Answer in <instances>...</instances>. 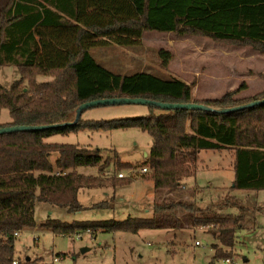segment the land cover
Instances as JSON below:
<instances>
[{"label": "trees", "instance_id": "16d2710c", "mask_svg": "<svg viewBox=\"0 0 264 264\" xmlns=\"http://www.w3.org/2000/svg\"><path fill=\"white\" fill-rule=\"evenodd\" d=\"M154 31L247 47L264 56V0H10L0 8V68H16L20 80L8 88L0 84V112L7 108L12 120L0 128L73 122L82 104L98 99L142 98L215 109L264 99V90L252 97L236 98L246 87L244 83L220 98L198 99L193 95V84L147 72L129 76L113 73L90 53L111 46L139 47L144 34ZM157 57L160 67L167 69L173 55L160 49ZM39 77L50 80L39 83ZM259 77L264 79V73ZM148 107L147 116L85 121L81 115L73 125L0 135V264L16 262L14 233L37 228L38 204L73 215L89 209L81 204L79 194L102 187L106 180L103 173L110 167L114 175L107 181L113 187L131 183L115 176L119 171L136 170L122 163L116 153L112 161L103 158L100 149L46 143L54 134L132 128L148 133L152 144L143 168L150 171L154 189L167 194L179 191L186 179L196 175L201 151L228 149L234 156L233 189L264 191V104L229 114ZM81 167H96L99 175L81 174ZM112 201L115 197L94 208L106 209ZM224 204L203 209L171 200L154 204L153 218L122 221L69 224L48 217L38 230L74 236L90 231L92 237L99 232L138 234L144 229L172 226L166 220L169 214L190 212L196 225L214 232L218 244L213 246L210 264H216L233 256L238 232L246 229L244 206L239 215L218 213ZM180 225L177 218L173 226Z\"/></svg>", "mask_w": 264, "mask_h": 264}, {"label": "rangeland", "instance_id": "374dc122", "mask_svg": "<svg viewBox=\"0 0 264 264\" xmlns=\"http://www.w3.org/2000/svg\"><path fill=\"white\" fill-rule=\"evenodd\" d=\"M9 1L0 0V8H3ZM160 49L170 51L173 55L167 69L160 67L161 62L157 57ZM241 50L257 54V58L247 57L248 55L243 54ZM222 51L226 52L225 59L217 55ZM90 53L99 65L113 73L129 76L147 72L161 79L176 77L181 80L186 79L188 83L193 84L194 96L208 97V99L220 98L228 92L238 90L243 83L247 84L248 89H240L235 96L238 99L252 97L264 90V79L259 77V74L264 73L262 54L251 48L216 43L207 38L181 37L173 33L154 31L144 34L142 45L139 47L111 46L92 49ZM184 54H188L189 57L183 59L181 55ZM259 56L263 59L261 60ZM182 62H185L184 66ZM172 63L177 64L174 71L170 69ZM231 69L236 75L235 79L228 74V70L231 71ZM244 72L247 74L245 75ZM225 73L226 79L230 82L233 80L232 84L225 85L226 88L219 89L220 87L214 85L215 89H218L215 90L206 83L202 87L208 86L211 89L195 92L194 88L202 76L212 78ZM18 80H20V74L16 68H0V84L4 87L8 88ZM49 80L50 78L47 77L38 78L39 83ZM155 112L159 113L158 110ZM149 113V107L142 104L106 105L86 109L82 114V119L110 121L147 116ZM11 121L9 110L3 108L0 112V124H8ZM45 141L49 144H72L100 149L103 158H110L112 161L116 153L122 163H130L137 168L138 172L146 166L144 165V153L150 150L152 144L151 136L136 128L112 131L87 129L78 133L54 134ZM52 158L54 159L55 156ZM233 165L234 156L228 149L204 150L199 155L196 175L186 179L185 187L177 192L167 195L165 191L151 189L145 191L143 195L139 193L135 200L130 199L129 193L124 201L117 199L115 202L112 201L110 207L106 209H95L90 206L92 201L103 200L99 194L107 188H94L93 191L92 189L91 191L83 190L79 198L82 204L89 209L73 215L66 213L65 210L54 208L53 217L69 224L81 219L122 221L124 217L153 218V204L171 200L193 203L203 209L214 203L222 207L225 203L224 210L218 213L231 215L242 214L240 207L244 206L247 210L243 213L246 229L238 232L233 256L228 259L230 263L220 260L216 264H264V191L233 189L235 177ZM78 171L84 175H99L96 167H81ZM123 172L127 171H119L115 173V176L118 177V174ZM149 172L144 175L136 172L133 181L142 182L143 180L150 184ZM103 175L106 178L103 185L109 186L111 183L107 181V178L114 175L113 167L106 169ZM134 186L135 184L130 186V190ZM234 202L238 204L232 206ZM43 205L38 204L36 207L37 228L26 230L16 238L15 260L17 264H210L214 256L213 246L218 244L210 228L196 225L195 216L183 211L182 216L176 213L169 214L166 220L172 226L165 228L144 229L138 234L99 232L94 237L85 235L77 239V236L55 234L45 228L38 230L49 216L48 210ZM260 207L263 212L256 213L254 210ZM212 213L216 214V212ZM177 218L180 219L179 227L173 226ZM83 249L86 251L83 252ZM55 257L60 260L55 262Z\"/></svg>", "mask_w": 264, "mask_h": 264}, {"label": "crops", "instance_id": "0c3cea01", "mask_svg": "<svg viewBox=\"0 0 264 264\" xmlns=\"http://www.w3.org/2000/svg\"><path fill=\"white\" fill-rule=\"evenodd\" d=\"M201 49H203V48H201ZM208 49V48H207ZM242 51V53L243 54H245V55H248L247 57H254V59L255 58H257L256 57V55H254V54H251V53H249L247 50H241ZM246 51V52H245ZM237 53H240V51H237ZM206 55H208V54H206ZM212 55H214V54H212ZM218 55V57H220V58H222V59H225V55H226V52L225 51H222V52H220L219 54H217ZM182 57H183V59H185V58H188L189 56H188V54H184V55H181ZM209 56V55H208ZM259 58H261V60L263 59L262 58V56H259ZM184 63L185 62H182V64H183V66H184ZM175 65H177V64H171L170 65V69H172L173 71L175 70ZM247 72H250V71H247ZM247 72H244L245 73V75L247 74ZM228 74H231V76H233V78L235 79V77H236V75H235V73H233L232 72V69H231V71H229L228 70ZM227 75H226V73L225 74H223V75H217V76H213L212 78H210V77H206L205 75L204 76H202L200 79H199V81H198V83H197V86L194 88V90H195V92L196 91H198V90H204V89H211V87H213L214 89H215V87H214V85H217L218 87H220L219 89H221V88H223V87H225L226 88V86L225 85H228V84H232L233 83V80H232V82H230L229 81V79H226L227 77H226ZM247 77H249V76H247ZM177 78V77H176ZM250 78V77H249ZM177 79H181V78H177ZM183 81H186V82H189L188 80H184L183 79ZM209 84L211 87L209 88L208 86L207 87H202L204 84ZM246 84V83H245ZM248 86H247V84H246V87L244 88V89H248L247 88ZM228 88V87H227ZM215 90H218V89H215ZM195 97L196 98H198V99H208V97H200V96H198V95H195ZM214 98H217V97H214ZM150 151V150H149ZM149 151H147V152H145L144 153V158H145V160H146V158L148 157V154H149ZM145 160H144V162H145ZM130 164V163H129ZM135 168V167H134ZM137 169V168H136ZM108 172H110V173H112V171H110V170H108ZM137 173L138 174H143L144 175V173H142L141 171L140 172H138V170H137ZM136 174V173H135ZM135 174L133 175V178L135 177ZM125 179H129L130 181H131V184H126V185H120V186H116V187H113L112 186V184H110L109 186H105V185H103L101 188H104V187H106L107 188V190H104V191H102V193L100 192V198H103V200H101V201H104V200H108V199H110L111 197H115V201L117 200V199H120L121 201H124L125 200V197L130 193V199H136L137 198V196H138V194L140 193L141 195H143L144 193H145V191H147V190H151V189H154V187H153V184H152V182L149 184L148 183V181H143L142 180V182H140V181H136V182H134L133 181V179H130V178H125ZM133 184H135V186H134V188H132V190H130V186H132ZM183 187H185V186H183ZM105 188V189H106ZM94 189H92V191H93ZM117 190H120V191H117ZM88 191H91V190H88ZM111 191V192H110ZM99 193V192H98ZM167 195H169V194H167ZM80 196V195H79ZM118 196V197H117ZM97 198H99V196L97 197ZM145 199H147V198H145ZM79 200H80V198H79ZM96 200H98V201H96ZM96 200H94V201H92L93 203H92V205H90L92 208H94L95 206H96V204H98L99 202H101V201H99L100 199H96ZM144 200V199H143ZM191 200V199H190ZM157 201V200H156ZM155 201V202H156ZM80 202H81V200H80ZM154 202V203H155ZM157 202H160V201H157ZM161 203V202H160ZM81 204H82V202H81ZM156 204V203H155ZM83 205V204H82ZM154 205V204H153ZM47 210H48V212H49V216L48 217H53V213H54V210L55 209H53V208H51V207H49V206H47V205H43ZM85 207H87L86 205H84ZM87 208H89V207H87ZM261 208V207H260ZM130 213V212H129ZM79 214V213H78ZM54 218V217H53ZM56 219H58V218H56ZM125 219H127V218H125L124 217V219L123 220H125ZM44 220V219H43ZM86 220H88V219H81L80 221H86ZM250 232H252V231H250Z\"/></svg>", "mask_w": 264, "mask_h": 264}, {"label": "water", "instance_id": "95a60500", "mask_svg": "<svg viewBox=\"0 0 264 264\" xmlns=\"http://www.w3.org/2000/svg\"><path fill=\"white\" fill-rule=\"evenodd\" d=\"M122 104H142V105H147V106H155L161 110L184 109V110L210 111V112H216V113H221V114H229V113L242 111L248 108H252L254 106L262 105L264 104V99L254 101L249 104L242 105V106L228 108V109H215V108L207 107L203 104H196V103H189V104L160 103V102H154V101L142 99V98L98 99V100H93V101L82 104L77 109L75 119L73 122H67V123L49 125V126H37V127L10 126V127H5V128H0V135L13 133V132L41 131V130L50 129V128H58V127H63L67 125H73L78 122L83 112L88 108L97 107V106H106V105H122ZM84 251L86 250L83 249V252Z\"/></svg>", "mask_w": 264, "mask_h": 264}, {"label": "built area", "instance_id": "2783aa9c", "mask_svg": "<svg viewBox=\"0 0 264 264\" xmlns=\"http://www.w3.org/2000/svg\"><path fill=\"white\" fill-rule=\"evenodd\" d=\"M147 169L146 168H143L142 169V173H147ZM137 171L135 169H130L128 170L127 172H123V173H119L118 174V177L119 178H131V179H134L133 178V175L136 173ZM24 231H16L14 233L15 237L18 238L19 236H21V234L23 233ZM35 232V231H34ZM85 235H90L91 236V232L90 231H87V232H84V233H80V234H77V239H81L82 237H84ZM196 245H198V242H196ZM60 260V258L58 257H55L54 258V261L55 262H58ZM225 262L227 263H230V260H225ZM14 264H16V262H14Z\"/></svg>", "mask_w": 264, "mask_h": 264}]
</instances>
